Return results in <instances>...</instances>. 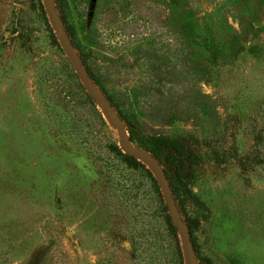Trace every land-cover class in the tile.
<instances>
[{
  "label": "rangeland",
  "instance_id": "374dc122",
  "mask_svg": "<svg viewBox=\"0 0 264 264\" xmlns=\"http://www.w3.org/2000/svg\"><path fill=\"white\" fill-rule=\"evenodd\" d=\"M67 4L94 76L143 131L198 142L196 258L264 264V0ZM51 28L61 40L43 0H0V264H178L164 197L116 153Z\"/></svg>",
  "mask_w": 264,
  "mask_h": 264
},
{
  "label": "trees",
  "instance_id": "16d2710c",
  "mask_svg": "<svg viewBox=\"0 0 264 264\" xmlns=\"http://www.w3.org/2000/svg\"><path fill=\"white\" fill-rule=\"evenodd\" d=\"M53 2L56 14L64 26L73 48L81 59L82 64L87 71L88 77L92 80L95 87L101 91L111 109L124 124L125 129L129 134L130 141L141 149L150 152L163 168L172 191V196L181 214L182 221L186 224L190 233L194 249L195 242L193 236V225L187 214L186 203L189 198L193 197L190 190V184L194 179L196 167L201 162V149L198 142L192 136L187 135L146 134L143 131L144 128L142 120L132 107L131 102L129 100L125 101L120 94L121 92L112 90V88L108 87L102 80L100 81L94 76L84 56L83 45L81 44L75 32L72 20L70 19L67 0H53ZM51 31L55 45H57L59 49L64 50L59 36L52 28ZM185 33L190 34L191 32ZM87 100L92 105L96 106L95 100L92 97L87 95ZM99 116L101 120L106 123L101 110L99 111ZM115 151L125 162L128 163V165L135 167L141 166L146 170L148 176L153 181L160 200L163 202L164 196L159 190L153 171L146 167V165L137 157L123 152L122 148L118 146V143L115 144ZM163 211L167 230L174 241V250L178 258V264H185V253L181 244L179 232L171 223L167 206H163ZM197 259L199 264H213L206 258H200L197 256Z\"/></svg>",
  "mask_w": 264,
  "mask_h": 264
},
{
  "label": "water",
  "instance_id": "95a60500",
  "mask_svg": "<svg viewBox=\"0 0 264 264\" xmlns=\"http://www.w3.org/2000/svg\"><path fill=\"white\" fill-rule=\"evenodd\" d=\"M43 3L47 15L52 20L53 25L61 33V40H62L61 43L64 46L70 61L72 62V65L74 67L77 76L84 84L89 96L92 97L103 108V114L108 120V122L117 129L119 142L124 152L129 155L135 156L138 159H143L153 166L155 177L157 179L158 184L161 187L164 196V200L168 210V215L170 217L171 223L173 224V226L177 228L179 232L187 258L191 264H199V261L194 254L190 233L188 231L186 224L182 221L181 214L172 196V191L169 186L166 175L163 171V168L161 167L157 159L150 152L139 150L131 143L129 139V134L125 129L124 124L121 122L120 119H118L113 115V110L109 106V103L107 102L106 99L102 98L101 94L93 84L92 80L88 77L85 67L83 66L75 49L73 48L67 36V33L64 29V26L60 22L56 14L53 0H43Z\"/></svg>",
  "mask_w": 264,
  "mask_h": 264
}]
</instances>
